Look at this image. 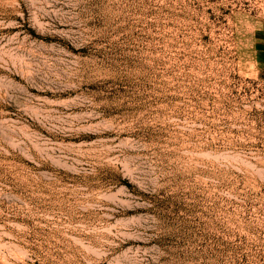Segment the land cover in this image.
Listing matches in <instances>:
<instances>
[{"label":"rangeland","instance_id":"obj_1","mask_svg":"<svg viewBox=\"0 0 264 264\" xmlns=\"http://www.w3.org/2000/svg\"><path fill=\"white\" fill-rule=\"evenodd\" d=\"M0 264H264V0H0Z\"/></svg>","mask_w":264,"mask_h":264}]
</instances>
